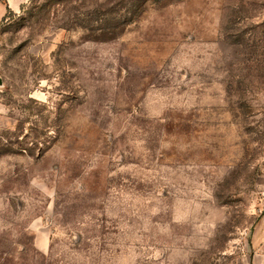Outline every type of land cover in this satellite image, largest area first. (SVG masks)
<instances>
[{
  "label": "rangeland",
  "instance_id": "374dc122",
  "mask_svg": "<svg viewBox=\"0 0 264 264\" xmlns=\"http://www.w3.org/2000/svg\"><path fill=\"white\" fill-rule=\"evenodd\" d=\"M21 1L0 264H264V0Z\"/></svg>",
  "mask_w": 264,
  "mask_h": 264
},
{
  "label": "crops",
  "instance_id": "0c3cea01",
  "mask_svg": "<svg viewBox=\"0 0 264 264\" xmlns=\"http://www.w3.org/2000/svg\"><path fill=\"white\" fill-rule=\"evenodd\" d=\"M23 1L7 0L5 3H0V19L6 16L8 11L17 12Z\"/></svg>",
  "mask_w": 264,
  "mask_h": 264
},
{
  "label": "water",
  "instance_id": "95a60500",
  "mask_svg": "<svg viewBox=\"0 0 264 264\" xmlns=\"http://www.w3.org/2000/svg\"><path fill=\"white\" fill-rule=\"evenodd\" d=\"M2 85V81H1V79H0V86Z\"/></svg>",
  "mask_w": 264,
  "mask_h": 264
}]
</instances>
